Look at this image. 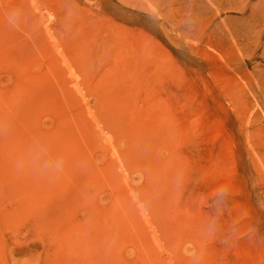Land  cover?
Segmentation results:
<instances>
[{
  "label": "rangeland",
  "instance_id": "1",
  "mask_svg": "<svg viewBox=\"0 0 264 264\" xmlns=\"http://www.w3.org/2000/svg\"><path fill=\"white\" fill-rule=\"evenodd\" d=\"M0 264H264V0H0Z\"/></svg>",
  "mask_w": 264,
  "mask_h": 264
}]
</instances>
